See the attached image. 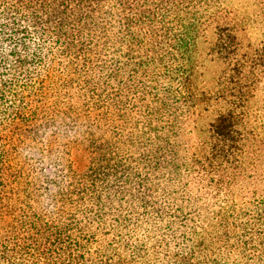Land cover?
<instances>
[{
	"label": "trees",
	"instance_id": "16d2710c",
	"mask_svg": "<svg viewBox=\"0 0 264 264\" xmlns=\"http://www.w3.org/2000/svg\"><path fill=\"white\" fill-rule=\"evenodd\" d=\"M251 4L0 0V264H264Z\"/></svg>",
	"mask_w": 264,
	"mask_h": 264
},
{
	"label": "rangeland",
	"instance_id": "374dc122",
	"mask_svg": "<svg viewBox=\"0 0 264 264\" xmlns=\"http://www.w3.org/2000/svg\"><path fill=\"white\" fill-rule=\"evenodd\" d=\"M234 1H236V2L239 1L240 4H242V6H247L248 7L247 11L249 14L255 13V9L252 8V4H251L252 0H234ZM212 36H213V28L212 29L209 28L206 32L205 37H206V39L210 40L212 38ZM249 37L255 43L262 41V40L264 41L263 27L257 26V28L250 29L249 30ZM206 66H207V69L210 70L208 75H207V78L209 80V75H210L211 70H213V67L209 63H207ZM209 119H211V118L204 116V117L200 118L197 121V123H198V125H201V124H204L205 122H207Z\"/></svg>",
	"mask_w": 264,
	"mask_h": 264
}]
</instances>
